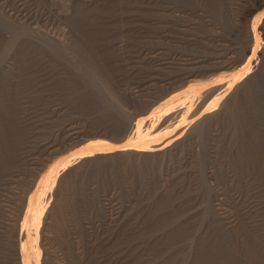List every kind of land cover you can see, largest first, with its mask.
Returning a JSON list of instances; mask_svg holds the SVG:
<instances>
[{
  "label": "rangeland",
  "instance_id": "obj_1",
  "mask_svg": "<svg viewBox=\"0 0 264 264\" xmlns=\"http://www.w3.org/2000/svg\"><path fill=\"white\" fill-rule=\"evenodd\" d=\"M263 8L264 0H0V18L3 23L9 24V30L0 31V41L3 42L0 45L5 44V47L0 46V102L7 106L11 117L6 114L7 117L0 116L2 123L8 125L11 122L8 126L15 127H10L8 133H16L15 136L20 139L12 164L0 165V264H24L23 240L18 229L23 222L29 197L57 162L79 151L91 140L99 141L101 137L114 147L120 146L119 143L122 145L128 138L123 137L117 125L125 128L130 115L147 116L163 99L165 101L174 92L179 93L188 87L185 80L165 79L179 71L177 62H183L187 56L206 58L208 63L197 64L202 65L198 67L203 71L214 66L215 57L222 56L224 60L227 56V59L237 57L239 61L232 71L241 74V82L238 80L230 87L232 91L230 89L228 97L243 84L245 77L242 73H247L246 67H264ZM79 9L88 13L87 20L78 21L80 27L74 19ZM22 27L25 32L13 36V30ZM81 27L93 28L92 37L94 33L97 36L101 34L102 50L99 52L108 54L104 60L106 64L100 67L101 77L96 80L103 95L96 96L90 91L92 81L89 85L90 81H85L86 78L82 80L79 77L78 80L77 77L75 80L67 63L55 58L50 50V45L60 40L71 46L81 44ZM142 44H147L144 46L146 51ZM122 56L126 59L123 60ZM146 56L150 57L149 61ZM164 57L173 61V68L171 63H164ZM126 61L127 67L124 66ZM212 71L205 72L206 76L204 72L200 73L198 78L209 81L218 74ZM59 75L65 79L69 76L70 81L60 83ZM83 83L91 93L82 95V90H85L81 85ZM216 92L218 86L206 89L185 114L179 107L174 115L176 119L165 115L157 122L156 127L166 131H163L162 144L155 154L147 158L145 154L140 157L135 154L138 158L134 154L126 155L128 159L122 154L123 157L119 155L122 160L125 159L122 162L117 158V150L112 148V153L109 151L107 155L116 151L114 159L118 161L115 160V166V161H111L113 158L101 153L103 158L97 153L93 161L91 157L95 155L83 156L77 159L80 162L75 160L71 168H66L69 171L63 170V176L71 174L72 183L59 180L51 188L54 191L49 190L50 200L39 227L37 264H194L200 259L201 248L210 249L216 241L223 242L226 251L232 245L236 249L238 247L236 256L233 252L236 264H264L253 260L232 236L233 228L240 226L238 223L248 225L246 228L250 233L264 244V171H258L254 162L264 146V112L257 114L253 131L249 128L248 132H242L233 121L230 109L219 104L212 108L217 115L213 114L205 127L199 129L197 124L204 119V110L213 106ZM85 96L87 102L82 98ZM99 104L105 110L96 107ZM117 112H121L120 115ZM114 114H123L124 118L120 120ZM71 126L81 129V137H72L68 131ZM82 127L86 131H82ZM113 128L117 129L116 132ZM1 135L0 132V139ZM250 135L253 137L250 138ZM243 148L251 153L240 156ZM100 156L103 158L101 162ZM131 160L135 166L145 162L146 170L137 176ZM128 163L129 166L126 165ZM91 164L100 172L94 169V174ZM103 169L106 172H101ZM166 196L171 203L164 198ZM162 198L165 200L160 202ZM220 210L232 216L235 226L225 224L224 219L219 217ZM180 226H186L187 233L168 244L167 238L175 234ZM259 243H255L256 248L264 254V245ZM216 246L212 256H215Z\"/></svg>",
  "mask_w": 264,
  "mask_h": 264
},
{
  "label": "bare ground",
  "instance_id": "obj_2",
  "mask_svg": "<svg viewBox=\"0 0 264 264\" xmlns=\"http://www.w3.org/2000/svg\"><path fill=\"white\" fill-rule=\"evenodd\" d=\"M79 1H87V0H79ZM119 1V0H118ZM58 2V1H57ZM129 2V1H128ZM62 3V2H61ZM121 3H122V1H121ZM136 3V2H135ZM139 3V2H138ZM152 3H153V1H152ZM63 4H65V3H63ZM129 4H132V3H130L129 2ZM145 5V4H144ZM159 5V4H158ZM65 6V5H64ZM67 6V5H66ZM155 6V5H154ZM263 6V5H262ZM134 8V7H133ZM255 8H257V7H255ZM64 9V8H63ZM68 9H69V7H68ZM122 9V8H121ZM126 10V9H125ZM129 10V9H128ZM255 10V9H254ZM263 10H264V8H263ZM65 11V10H64ZM69 11V10H68ZM122 11V10H121ZM143 11V10H142ZM156 11V10H155ZM179 11H181V10H179ZM70 12V11H69ZM197 12V11H196ZM141 13V12H140ZM256 13V12H255ZM67 14V13H66ZM119 14V13H118ZM121 14V13H120ZM119 14V15H120ZM137 15V14H136ZM137 16H139V15H137ZM124 17V16H123ZM134 17H136L135 15H134ZM155 17V16H154ZM128 18V17H127ZM74 19H77V23H78V25H79V27L81 26L80 25V22H81V20H87L88 19V13L87 12H85V11H83V10H81V9H79V10H77L76 12H75V16H74ZM98 19V18H97ZM109 19V18H108ZM137 19V18H136ZM206 19V18H205ZM124 20V19H123ZM127 20V19H126ZM78 21H80V22H78ZM179 21V20H178ZM123 22V21H122ZM128 22V21H127ZM189 22V21H188ZM82 23V22H81ZM84 24V23H83ZM130 24H131V21H130ZM155 24V23H154ZM77 25V26H78ZM101 25H102V23H101ZM115 25V24H114ZM132 25H133V23H132ZM141 25V24H140ZM183 25V24H182ZM186 25V24H185ZM8 26H9V24L8 23H3L2 22V20H1V18H0V31H5V30H7L8 29ZM83 26V25H82ZM120 26H121V24H120ZM142 26V25H141ZM114 27V26H113ZM143 27V26H142ZM131 28V27H130ZM141 28V27H140ZM153 28V27H152ZM177 29V28H176ZM187 29V28H186ZM189 29V28H188ZM9 30V29H8ZM12 30V29H11ZM125 30V29H124ZM137 30V29H136ZM93 31H95L93 28H85V27H81V29H80V32L79 33H81V39L83 38V40H82V43L81 44H79V45H77V46H71V45H68L67 43H65V42H63L62 40H60V41H56V43L55 44H53V45H50L51 47L50 48H52V49H50L49 47V49L50 50H52V53H53V55H54V57L55 58H57V59H60V60H63L64 62H66L67 63V65L70 67V71H72V75H73V77L74 78H76L75 80H77V77H78V80H80L79 79V77L82 79V80H84L85 78H86V80L85 81H90V84L89 85H91V81H92V83L95 85V87H94V85L92 84V86H91V89H90V91L92 90V92L94 93V95H100V93H101V90H99V88H98V84L96 83V80H98L97 79V77H99L100 76V67L101 66H103L104 65V63L106 64V62H104V60H105V58H106V55H108V54H106L105 52H103V53H101V52H99V51H101L102 49H101V43H100V41H101V39H100V37H102L101 36V34L100 35H98L97 36V33H94L93 34V37L91 36V34L93 33ZM112 31V30H111ZM138 31V30H137ZM181 31H182V29H181ZM13 32H14V35L13 36H19L21 33H23V32H25V28H16V29H14L13 30ZM96 32H98V31H96ZM107 32V31H106ZM126 32V31H125ZM147 32V31H146ZM1 33V32H0ZM164 33H165V31H164ZM167 33V32H166ZM25 34V33H24ZM119 34V33H118ZM122 34V33H121ZM141 34V33H140ZM143 34V33H142ZM22 35V34H21ZM123 35V34H122ZM183 35V34H182ZM197 35V34H196ZM128 36V35H127ZM142 36V35H141ZM184 36V35H183ZM191 36V35H190ZM193 36V35H192ZM29 37V36H28ZM131 37V36H130ZM143 37H145V36H143ZM147 37V36H146ZM185 37H186V35H185ZM117 38V37H116ZM16 39V38H15ZM126 39V38H125ZM139 39V38H138ZM170 39H171V37H170ZM1 40V39H0ZM108 40H111L110 38L108 39ZM116 40V39H115ZM121 40V39H120ZM209 40V39H208ZM112 41V40H111ZM110 41V42H111ZM114 41V40H113ZM118 41V40H117ZM202 41H204V40H202ZM1 42V41H0ZM11 42V41H10ZM109 42V43H110ZM1 43H3V42H1ZM112 43V42H111ZM13 44V43H12ZM120 44V43H119ZM118 44V45H119ZM124 44V43H123ZM204 44V43H203ZM7 45V47H8V44H6ZM10 45V44H9ZM145 45H147V44H145ZM145 45H143L142 44V46H143V48H144V46ZM158 45V44H157ZM1 47L2 46H4L5 47V44L4 45H0ZM124 46V45H123ZM122 46V47H123ZM141 46V45H140ZM118 47V46H117ZM122 47H121V49H122ZM114 48H115V46H114ZM127 48V47H126ZM129 48V47H128ZM141 48V47H140ZM140 48H138L139 50H140ZM152 48V47H151ZM100 49V50H99ZM5 50V49H4ZM118 50H120V49H118ZM144 50L146 51V49L144 48ZM150 50V49H149ZM152 50V49H151ZM154 50V49H153ZM122 51H124V50H122ZM128 51H130V50H128ZM136 51V50H135ZM134 50H133V52L134 53H136ZM145 51H143L144 53H145ZM148 51V50H147ZM107 52V51H106ZM132 52V53H133ZM98 53H100V54H98ZM104 53H105V55H104ZM127 53V52H126ZM130 53H131V51H130ZM138 53V52H137ZM141 53H142V50H141ZM140 53V54H141ZM152 53H154V52H152ZM138 55V56H140L139 58H141L142 57V55ZM159 54V53H158ZM175 54V53H174ZM213 54V53H212ZM216 54V53H215ZM120 55V54H119ZM127 55V54H126ZM154 55V54H153ZM176 55V54H175ZM201 55V54H200ZM204 55V54H203ZM208 55V54H207ZM263 55H264V51H263ZM125 56V55H124ZM124 56H122L121 58L124 60V59H126V57H124ZM131 56H132V54H131ZM135 56H136V54H135ZM155 56H158V58H159V56H162V55H155ZM194 56V55H193ZM196 56V55H195ZM210 56V55H209ZM209 56H207V57H209ZM215 56V55H214ZM225 56V55H224ZM124 57V58H123ZM147 57V56H146ZM163 57V56H162ZM179 57V56H178ZM185 57H186V55H185ZM190 57V56H189ZM188 56H187V58L186 59H184V61L183 62H177L176 64H177V68H178V72L175 74V75H168L167 77H165V79L167 80H175V79H182V80H185V82L187 83V85L186 86H188L186 89H184L183 91H181V92H179V90H178V92L179 93H176V92H174L173 93V95L172 96H169V97H167L166 99H165V101H164V99H163V102L160 104V102H159V104L160 105H157V107L156 106H154L155 107V109H151L152 110V112H150L149 111V113H151V114H149V115H147V116H131L130 115V117H127L128 119H127V126H125V128H123V129H121V127H120V125H117L118 127H117V129L118 128H120V129H118L120 132H122L123 133V137H124V135L128 138V140L126 141V142H124L122 145L119 143V145L120 146H118L117 144V146H113L112 144L110 145L109 144V141H108V143H106V142H104L105 141V139L106 138H104L103 139V137H101L102 139H103V141L102 140H100L101 138H99V141L97 140V141H92L91 140V142H88L82 149H80V148H78V149H80L79 151L77 150V152H73L72 153V155H70L69 157H66V158H64V159H61V161L60 162H57L58 164H56V166H54L53 167V169L51 170V172L47 175V177H45L46 179H44L43 181H40L39 182V185H37V187H36V189H35V192H34V194H32L30 197H29V200H28V206H27V209L25 210V215H24V218H23V222L21 223V225H20V227H19V229H18V232L22 235V250H23V254H24V264H37V262H36V259H37V255H38V237H39V235L41 234H39V227H40V224H42L41 223V221H43V215H44V212H45V209H47V204L49 203V201H48V199L50 198V197H48L49 195H48V193H49V190L54 186V184L58 181V183H59V180L60 181H64V182H66V183H68V184H71L72 183V176H68V175H65V176H63V173L62 172H64L63 170H65L66 168H68L70 165H72V164H74L76 161H77V159L78 158H82L83 156H90L91 157V155H95L94 157H91V160H92V158H93V160H94V158H97L96 157V154L98 153V155H99V153L101 154V153H106V155L105 156H108V158L110 157L111 159L113 158V160H111V161H115L116 159H114V158H116V154H114L113 153V155L112 154H110V156L109 155H107V153H109V151L111 152L112 151V148H114L113 150H117V154H118V156H117V158L119 157V155H121L122 156V154H123V156L125 157L126 155H130L131 156V154H138V156L139 155H141V154H145V157L147 158V156H151V155H153V154H155V151L157 150V149H159L160 148V146H161V144H162V141H163V136H164V130L165 129H160L159 127H156L158 124H157V122L159 121V120H162L161 118L163 117V116H169L170 115V117L171 118H173L174 119V115H176V109L177 108H182V112H183V114H185L197 101H198V99H200L202 96H203V93L205 92V90L206 89H211V87H214V86H218V93L216 94L215 93V96H213V97H216V99H215V102H214V104H213V106L211 105V106H208L209 108H206V110H204V112H205V116H204V119H202V120H200V122H198V124H197V127L199 128V129H202V128H204L205 126L204 125H206L205 123L206 122H208V120L210 119V118H212L211 116L213 115V114H216V113H214L213 112V107L214 106H217V105H219V104H221V105H225L227 108H229L230 109V113L231 114H233V121L235 122V124L237 125V127L238 128H240V130L242 131V132H248V130H249V128H251V131H253V126L254 127H256L255 125H256V121H257V114H262V112H264V67H259L258 69H252L251 68V66H248V67H246V71L245 72H247L246 74H243L242 73V75H244V77H245V80L243 81V84L242 85H240V88H239V86H237L238 88H239V90L238 89H236L237 91L235 92L234 91V94L231 96V97H228V94H229V92H230V89L232 88L231 86L236 82V81H238L239 79L241 80V74H238L237 72H235V71H232V69L233 68H235L234 66H236L235 64L239 61L238 60V58L237 57H235V56H232V57H229L228 59H227V57H226V59L224 60V59H221V57L222 56H220V57H218V58H216L215 57V61L214 62H212V63H214V66L213 67H210L209 69H204L203 71L198 67V66H202V65H197V64H200L201 62H207V61H205L206 60V58H199V57H191V58H189ZM206 57V56H205ZM212 57H213V55H212ZM54 58V59H55ZM128 58V57H127ZM134 58V57H133ZM148 58V57H147ZM150 58V57H149ZM149 58H148V61H149ZM151 58H153V57H151ZM157 58V59H158ZM180 58V57H179ZM179 58H177L178 60H179ZM181 58L183 59V57L181 56ZM180 58V59H181ZM214 58V57H213ZM44 59V58H43ZM56 59V60H57ZM130 59V58H129ZM128 59V60H129ZM144 59V58H143ZM142 59V60H143ZM154 59V58H153ZM156 59V60H157ZM162 59V58H161ZM163 59H165L164 60V63H167V64H169V63H171V67L173 68V66H172V63H173V61H171V59L169 58V60H167V58H163ZM177 59H176V61H177ZM181 59V60H182ZM131 60V59H130ZM141 60V61H142ZM155 60V59H154ZM160 60V59H159ZM209 60V59H208ZM133 61V60H132ZM134 61H135V59H134ZM162 61V60H161ZM210 61H211V59H210ZM116 62V61H115ZM127 62V61H126ZM136 62H138L137 60L135 61V63ZM142 62H145L144 60L142 61ZM147 62V61H146ZM156 62V61H155ZM174 62H175V60H174ZM130 63V62H129ZM131 63H134V62H131ZM208 63V62H207ZM56 64V63H55ZM118 64V63H117ZM124 64V63H123ZM126 64L128 65V62L127 63H125V65L124 66H126ZM136 64H138V63H136ZM135 64V65H136ZM140 64V63H139ZM151 64V63H150ZM166 64V65H167ZM174 64V63H173ZM203 64V63H202ZM53 65V64H52ZM66 65V66H67ZM155 65H156V63H155ZM161 65H163V62L161 63ZM208 65V64H207ZM50 66V65H49ZM57 66V65H56ZM159 66V65H158ZM164 66V65H163ZM175 66V65H174ZM105 67H107V66H105ZM127 67V66H126ZM130 67V66H129ZM128 67V68H129ZM137 67V69H138V66H136ZM157 67V66H156ZM155 67V68H156ZM160 67V66H159ZM162 67V66H161ZM122 68V67H121ZM120 68V69H121ZM132 68V67H131ZM140 68V67H139ZM166 68V67H165ZM170 68V67H169ZM175 68V67H174ZM206 68H208V67H206ZM57 69V68H56ZM67 69V68H66ZM119 69V70H120ZM168 69V68H167ZM176 69V68H175ZM203 69V68H202ZM69 70V69H68ZM132 70V69H131ZM140 70H141V68H140ZM154 70H157V69H154ZM153 70V71H154ZM162 69H160V71H161ZM211 70H214L215 72L217 71V75L216 76H213L214 78H212L211 80H209V81H207V80H204V79H201V78H198V75H200V73L202 74L203 72V75L205 74V72H207V71H211ZM235 70V69H234ZM121 71V70H120ZM123 71V70H122ZM126 71H127V69H126ZM163 71H165L164 69H163ZM173 71H175V70H173ZM214 71H212V72H214ZM108 73H109V71H107ZM144 72V71H143ZM127 73V72H126ZM130 73V72H129ZM139 73V72H138ZM146 72H144V74H145ZM154 73V72H153ZM152 73V74H153ZM157 73V72H156ZM159 73V72H158ZM165 73H166V71H165ZM67 74V73H66ZM160 74V73H159ZM163 75H164V73H162ZM161 74V75H162ZM167 74V73H166ZM168 74H171V73H169L168 72ZM208 74H210V73H208ZM216 74V73H215ZM58 75V74H57ZM62 75H64V74H62ZM61 75V76H62ZM146 75L148 76V74L146 73ZM155 75V74H154ZM212 75V74H211ZM210 75V77H212ZM214 75V74H213ZM246 75V76H245ZM55 76H56V74H55ZM60 75H59V78L61 77ZM144 77H145V75H143ZM204 76H206V75H204ZM43 77V76H42ZM101 77V76H100ZM141 77V76H140ZM144 77H143V79H144ZM148 77H151V76H148ZM201 77V76H200ZM208 77V76H207ZM207 77H205V78H207ZM209 77V78H210ZM70 77L68 76V79H65V77L63 76V77H61V79L59 80L60 81V83H65V82H69L70 81V79H69ZM158 78V77H157ZM157 78H155V81H156V79ZM162 78H164V77H162ZM161 78V79H162ZM130 79H132V78H130ZM133 79H134V77H133ZM139 79V78H138ZM142 79V78H141ZM140 79V80H141ZM152 79H153V77H152ZM151 79V80H152ZM160 79V78H159ZM160 79V80H161ZM208 79V78H207ZM48 80V79H47ZM73 80V79H72ZM125 80V79H124ZM145 80V79H144ZM148 80V79H147ZM149 80H150V78H149ZM148 80V81H149ZM167 80V81H168ZM239 80V81H240ZM127 81V80H126ZM143 81V80H142ZM146 81V80H145ZM158 81V80H157ZM238 81V82H239ZM42 82H45V81H42ZM81 82H83V81H79V83H81ZM159 82V81H158ZM173 82V81H172ZM182 82V81H181ZM241 82V81H240ZM89 82H87V84H88ZM127 83V82H126ZM155 83V82H154ZM66 84V83H65ZM142 84V83H141ZM166 84V83H165ZM174 84H175V82H174ZM239 84V83H238ZM238 84H236V85H238ZM39 85V84H38ZM81 85H84V83L83 84H81ZM235 85V86H236ZM87 86V85H86ZM182 86V85H181ZM186 86H184V87H186ZM89 87V86H88ZM134 87V86H133ZM141 87V86H140ZM231 87V88H230ZM236 87V88H237ZM81 88H83V86L82 87H80V89ZM131 88V87H130ZM145 88V87H144ZM147 88V87H146ZM149 88V87H148ZM174 88V87H173ZM183 88V87H182ZM201 88H204V90H201ZM84 89L85 90H82V95L83 94H88L90 91H87V89L85 88V85H84ZM151 89V88H150ZM215 89H217V88H215ZM48 91V90H47ZM81 91V90H80ZM79 91V92H80ZM231 91H232V89H231ZM213 92V91H212ZM91 93V92H90ZM81 94V93H80ZM102 95H103V93H101ZM104 94L105 95H107L105 92H104ZM91 95V94H90ZM207 95V94H206ZM217 95V96H216ZM49 96V95H48ZM148 96V95H147ZM155 96V95H154ZM92 97V96H91ZM104 97V96H103ZM108 97V96H107ZM106 97V98H107ZM110 97V96H109ZM108 97V98H109ZM82 98H84L83 100H85L86 99V96L85 97H82ZM80 99H81V97H80ZM79 99V100H80ZM93 99H94V96H93ZM110 99V98H109ZM205 99H207V98H205ZM88 100V99H87ZM87 100H85L86 102H87ZM95 100V99H94ZM97 100H98V98H97ZM22 101V100H21ZM81 101H82V99H81ZM91 101H92V98H91ZM99 101V102H98ZM98 101H96V102H98V103H100V101L101 100H98ZM112 101V100H111ZM162 101V100H161ZM3 101H1L0 102V115L2 114V115H10V117H11V112L7 109V106L4 104V103H2ZM90 102V101H89ZM93 102V101H92ZM95 102V103H96ZM55 103V102H54ZM82 102H80V104H81ZM97 103V104H98ZM105 104H107L106 102H104ZM112 103V102H111ZM84 104V103H83ZM88 104V103H87ZM108 104H110V103H108ZM113 104V103H112ZM210 104H212V103H210ZM23 105H24V103H23ZM50 105H52V104H50ZM82 105V104H81ZM84 105H86V104H84ZM83 105V106H84ZM88 105H90V104H88ZM87 105V106H88ZM111 105V104H110ZM110 105H107L108 107L110 106ZM99 106V108H102V107H100V104L99 105H97L96 107H98ZM114 106V105H113ZM112 106V107H113ZM225 106H224V108H225ZM56 107V106H55ZM84 107H86V106H84ZM89 107V106H88ZM93 107H95V106H93ZM95 107V108H96ZM108 107L106 108V109H108ZM117 107H118V105H117ZM57 108V107H56ZM99 108H96V109H99ZM114 108H116V107H114ZM114 108H112V109H114ZM217 108V107H216ZM218 108H220V107H218ZM223 108V107H222ZM223 108V109H224ZM102 109H104V107L102 108ZM102 109H100V111L102 110ZM117 109V108H116ZM115 109V110H116ZM120 109V108H119ZM228 109V110H229ZM59 110V109H58ZM105 110V109H104ZM103 110V112L104 113H106L105 111ZM115 110H113L114 112H115ZM118 110V109H117ZM28 111V110H27ZM109 111H110V109H109ZM119 111V110H118ZM121 111V110H120ZM226 111V110H225ZM224 111V112H225ZM51 112V111H50ZM108 112V111H107ZM111 112H112V110H111ZM114 112H112V113H114ZM126 112V111H125ZM181 112V111H180ZM109 113V112H108ZM116 113V112H115ZM119 115H120V113L119 112H117ZM123 113V112H122ZM34 114V113H33ZM107 114V113H106ZM105 114V115H106ZM118 114H114V115H117V118H119L120 120L121 119H123L124 117L121 115V116H119ZM5 115V116H6ZM100 115V114H99ZM217 115V114H216ZM58 116V115H57ZM102 116V115H101ZM111 116V115H110ZM261 116V115H260ZM264 116V115H263ZM3 117V116H2ZM7 117V116H6ZM104 117H106V116H104ZM215 117V116H214ZM4 118V117H3ZM13 118V117H12ZM16 118V117H15ZM47 118V117H46ZM109 118V117H108ZM112 118H114V117H112ZM116 118V117H115ZM116 118V119H117ZM170 118V119H171ZM177 117H175V119H176ZM181 118V117H180ZM11 119V118H10ZM50 119H52V118H50ZM54 119V118H53ZM102 121H104L105 119L102 117ZM126 119V118H125ZM173 119H172V121H173ZM179 119V118H178ZM177 119V120H178ZM28 120H30V119H28ZM31 120H34V119H31ZM36 120V119H35ZM99 120V119H98ZM107 120V122H109L108 121V119H106ZM120 120H119V122H120ZM2 120H1V116H0V132H1V139H0V165H7V164H12L11 163V161L13 160V156H14V154H15V151H17L16 149H15V147H17L16 146V144H17V142H18V140H20V139H18V137H16L15 135H16V133H15V135H12L10 132L8 133V130H10V129H12V127L14 126V125H12V126H8V125H10L11 124V122L8 124V125H6V123L4 122V123H2L1 122ZM5 121V120H4ZM17 121V120H16ZM101 121V119H100V123L102 122ZM166 121V120H165ZM180 121V120H179ZM7 122V121H6ZM23 122V121H22ZM160 122V121H159ZM15 123V122H14ZM99 123V122H98ZM120 123H122V121L120 122ZM126 123V122H125ZM233 123V122H232ZM260 123V122H259ZM101 124H103V123H101ZM110 124H111V122H110ZM113 124H115L114 122H113ZM157 124V125H156ZM32 125V124H31ZM30 125V126H31ZM48 125V124H47ZM99 125V124H98ZM166 126V125H165ZM235 126V125H234ZM81 127V126H80ZM100 127V126H99ZM102 127H104L103 125H102ZM110 127H112L111 125H110ZM113 127H114V125H113ZM115 127H116V125H115ZM174 127V126H173ZM10 128V129H9ZM13 128H15V127H13ZM83 128V127H82ZM107 128V127H106ZM164 128V127H163ZM66 129V128H65ZM94 129V128H93ZM108 129H109V126H108ZM113 129H115V128H113ZM117 129H115V132H116V130ZM262 129V128H261ZM83 130H85L84 128L82 129V131ZM256 130V129H255ZM15 131H16V129H15ZM67 131V130H66ZM68 131L71 133V135H72V137H76V136H79V137H81L80 135L82 134L81 133V129H79L78 127H76V126H71V127H69L68 128ZM86 131V130H85ZM93 131V130H92ZM99 131V130H98ZM97 131V132H98ZM103 131V130H102ZM119 131H118V133H119ZM166 131V130H165ZM251 131H249V134H250V132ZM14 132V131H13ZM58 132V131H57ZM88 132V131H87ZM97 132H94V133H97ZM106 132V131H105ZM104 132V133H105ZM171 132V131H170ZM177 132V131H176ZM262 132V131H261ZM166 133V132H165ZM18 135H19V133H17ZM85 134V133H84ZM83 134V135H84ZM87 135H89L88 133H86ZM101 134H103V133H101ZM107 137L109 136V133L107 132ZM247 134V133H246ZM253 134H256V133H254L253 132ZM252 134V135H253ZM66 135V134H65ZM96 135V134H95ZM113 135V134H112ZM112 135H110V136H112ZM118 135V134H117ZM210 135V134H209ZM2 136H3V138H2ZM90 136V135H89ZM92 136V135H91ZM94 136V135H93ZM104 136V135H103ZM166 136V135H165ZM68 137V136H67ZM106 137V136H105ZM171 137V136H170ZM237 137V136H236ZM250 138H252L253 136H249ZM77 138V137H76ZM88 138V137H87ZM93 138V137H92ZM113 139H115L114 137H113ZM120 139H121V137H120ZM172 139V138H171ZM64 140V139H63ZM62 140V141H63ZM72 140V139H71ZM85 140V139H84ZM110 140H112V139H110ZM252 140V139H251ZM47 141V140H46ZM64 141H67L66 139L64 140ZM113 141V140H112ZM115 141V140H114ZM55 142V141H54ZM59 142V141H58ZM61 142V141H60ZM79 142V141H78ZM118 142V141H117ZM19 143V142H18ZM63 143V142H62ZM111 143V142H110ZM264 143V142H263ZM50 144V143H49ZM54 144V143H53ZM57 144V143H56ZM115 144V143H114ZM255 144V143H254ZM254 144H252V145H254ZM19 145V144H18ZM46 145V144H45ZM58 145H60V144H58ZM66 145V144H65ZM52 146V145H51ZM54 146V145H53ZM52 146V147H53ZM81 147H82V144L80 145ZM261 146H262V143H261ZM46 147V146H45ZM48 147H50V146H48ZM54 147H56V146H54ZM246 147V146H245ZM263 148V149H262ZM261 149V151L259 152V151H257V152H259L258 154H257V159H255L254 160V162H255V167L257 168V170L258 171H264V146L262 147ZM43 149V148H42ZM47 149V148H46ZM54 149V148H53ZM216 149V148H215ZM47 151V150H46ZM49 151V150H48ZM75 151V150H74ZM237 151V150H236ZM29 152V151H28ZM40 152H42V151H40ZM49 152H52V151H49ZM61 152V151H60ZM247 152H248V150H246V149H244L243 148V150H241L240 152H239V155L240 156H245V155H247ZM256 152V151H255ZM112 153V152H111ZM249 153H251V152H248V154ZM63 154V153H62ZM61 154V155H62ZM253 154H255V153H253ZM33 155V154H32ZM53 156H54V154H52ZM61 155H59V157L61 156ZM102 156H103V158H104V155L103 154H101ZM134 155H133V157H134ZM252 155V154H251ZM16 156H17V154H16ZM121 156L119 157V159H121ZM122 156V157H123ZM56 157H58V156H56ZM133 157L131 158V159H133ZM135 157H136V155H135ZM140 157V156H139ZM214 157V156H213ZM253 158H254V156H252ZM28 158V157H27ZM103 158H101V156H100V162L103 160ZM107 158V157H106ZM108 158L107 159H105L106 161L108 160ZM125 158H127V157H125ZM129 158V157H128ZM127 158V159H128ZM136 158H138V157H136ZM141 158H142V156H141ZM86 159V158H85ZM102 159V160H101ZM124 159V158H123ZM126 159V160H127ZM17 160V159H16ZM29 160V159H28ZM37 160V159H36ZM35 160V161H36ZM59 160H60V158H59ZM76 160V161H75ZM90 160V161H91ZM92 160V161H93ZM95 160H97V159H95ZM122 160V159H121ZM120 160V161H121ZM136 160V159H135ZM147 160V159H146ZM252 160V159H251ZM75 161V162H74ZM79 161V160H78ZM78 161H77V163H78ZM83 161V160H82ZM99 161V160H98ZM105 161V163H107ZM116 161H118V160H116ZM116 161H115V163H113L114 164V166L116 165ZM119 161V162H120ZM123 161H125V159L124 160H122V162ZM132 161V160H131ZM130 161V162H131ZM133 161H134V159H133ZM133 161L131 162V164H133ZM141 161V160H140ZM142 161H143V158H142ZM13 162V161H12ZM33 162V161H32ZM74 162V163H73ZM80 162V161H79ZM84 162V161H83ZM94 162H97V161H94ZM94 162H92V163H94ZM108 162H110V161H108ZM127 162V161H126ZM136 162H138L137 160H136ZM86 163V162H85ZM84 163V164H85ZM89 163V162H88ZM99 162H97V164H98ZM121 163V162H120ZM139 163V162H138ZM144 163L145 162H143V163H141V164H136V166L134 165L135 164V162H134V164L132 165L133 166V170L135 171V172H137V176L138 175H140L139 173H141V172H143L144 170H146L145 168H147L146 167V164L144 165ZM90 164V163H89ZM109 164H111V163H109ZM108 164V165H109ZM113 164L111 165V166H113ZM122 164V163H121ZM126 165H128L129 166V163L128 164H126ZM8 166V165H7ZM10 166V165H9ZM92 166L94 167V165L93 164H91V168H92ZM101 166V165H100ZM100 166H97V167H100ZM103 166H105V167H107L106 165H103ZM110 166V167H111ZM118 166H119V163H118ZM132 166H130V169L132 168ZM82 167V166H81ZM105 167H103L104 169H105ZM149 167V166H148ZM0 168H2V166L0 167ZM9 168V167H8ZM70 168H71V166H70ZM118 168V167H117ZM69 169V168H68ZM68 169H66V170H68ZM80 169V168H79ZM79 169H78V171H79ZM93 169V168H92ZM96 171H98V172H100L99 170H97V168H96V166H95V168H94ZM92 170L93 172L95 171V170ZM102 169V168H101ZM102 170L101 172H103V171H105L106 172V170H107V168H106V170ZM111 169V168H110ZM75 170H77V169H75ZM0 171H2L1 169H0ZM69 171V170H68ZM67 171V172H68ZM95 171V172H96ZM92 172V173H93ZM94 172V174H96ZM111 172V171H110ZM131 172H132V170H131ZM66 173V172H65ZM70 173V172H69ZM104 173V172H103ZM133 173V172H132ZM131 173V174H132ZM2 174V173H1ZM98 174V173H97ZM100 174H102V173H100ZM135 174V173H134ZM7 175V174H6ZM103 175V174H102ZM102 175H101V177H102ZM0 176H2V175H0ZM98 176H100L99 174H98ZM104 177V176H103ZM102 177V178H103ZM140 177H143V176H140ZM146 177V176H145ZM43 179V178H42ZM2 180V179H1ZM7 181V180H6ZM10 181V180H9ZM1 182V181H0ZM57 183V184H58ZM56 184V186H59V185H57ZM1 185V184H0ZM68 186V185H67ZM53 189V188H52ZM51 189V190H52ZM75 189H77L76 187H75ZM79 189V188H78ZM54 190H52L51 192H53ZM80 191V190H79ZM75 192V191H74ZM79 193V192H78ZM51 195V194H50ZM168 196H166V197H164V198H167ZM173 197V196H172ZM171 197V198H172ZM2 198V197H1ZM169 198V197H168ZM167 198V199H168ZM50 200V199H49ZM162 200L164 201L165 199H161V201L160 202H162ZM167 201V200H166ZM168 201H169V199H168ZM171 201V200H170ZM169 201V202H170ZM174 201V200H173ZM168 202V203H169ZM165 203V202H164ZM171 203V202H170ZM169 203V204H170ZM166 204V203H165ZM221 204V203H220ZM168 205V204H167ZM159 206V205H158ZM165 206V205H164ZM162 207H163V205H162ZM119 209V208H118ZM220 209H223L222 207H220ZM229 209V208H228ZM221 211V210H220ZM217 213V212H216ZM219 217L221 218V219H224V222H225V224L226 225H231L230 227H232V226H235L234 224V219L232 218V216L231 215H229V214H226V212H225V210H222L221 212H220V215H219ZM223 222V221H222ZM240 222V221H239ZM226 225H224V226H226ZM238 225H240L239 227H237V228H233L232 230H233V232H234V234L232 235L231 233V235L234 237V240L235 241H237V242H240V245L242 244L243 245V247H244V249H245V252L247 253V252H249L250 254H251V257H252V259L253 260H255V261H259L260 263H264V254L262 253V252H260L257 248H256V244H258L259 242H261L262 243V241H260V240H258L254 235H252L251 233H250V230H248L247 228H246V226H248V225H241V224H239L238 223ZM48 227V226H47ZM226 229L228 228L229 229V227H225ZM225 228H224V230H225ZM186 230H187V227L186 226H180V228L178 229V230H176V233L175 234H171L168 238H167V243L168 244H170V243H172L175 239H177L178 238V236H180V235H183V234H185V232H186ZM231 230V231H232ZM226 231V230H225ZM230 231V232H231ZM227 232V231H226ZM187 233V232H186ZM228 233V232H227ZM50 234V233H49ZM49 234L47 235V236H49ZM229 234V233H228ZM229 234V235H230ZM255 234V233H254ZM46 235V234H45ZM50 237V236H49ZM44 238V237H43ZM48 238V237H47ZM45 239H46V237H45ZM176 241V240H175ZM259 241V242H258ZM256 243V244H255ZM261 243H259L260 245H261ZM263 244V243H262ZM215 245H217L216 246V249H215V251H214V254H215V256H212L211 254H212V251H213V248H214V246ZM215 245H213V247L212 248H210V249H206V248H201V256H200V259H199V261H197L196 263H194V264H236V262H235V260H236V255L237 254H235V253H237V251L239 250L238 249V247H237V249L235 248V245H232L231 246V248H230V250H228V251H226V250H224V243L223 242H220V241H216V244ZM264 245V244H263ZM233 252H234V254H235V256H234V254H233Z\"/></svg>",
  "mask_w": 264,
  "mask_h": 264
}]
</instances>
